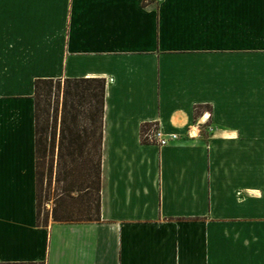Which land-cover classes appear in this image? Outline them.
<instances>
[{"label": "crops", "instance_id": "1", "mask_svg": "<svg viewBox=\"0 0 264 264\" xmlns=\"http://www.w3.org/2000/svg\"><path fill=\"white\" fill-rule=\"evenodd\" d=\"M79 77L99 219L37 226L33 81ZM0 264H264V0H0Z\"/></svg>", "mask_w": 264, "mask_h": 264}, {"label": "trees", "instance_id": "2", "mask_svg": "<svg viewBox=\"0 0 264 264\" xmlns=\"http://www.w3.org/2000/svg\"><path fill=\"white\" fill-rule=\"evenodd\" d=\"M103 78L33 81L35 223L96 221L100 215ZM156 122L140 127V140ZM54 184L50 212L40 219L42 182ZM49 192L47 200L50 199Z\"/></svg>", "mask_w": 264, "mask_h": 264}, {"label": "built area", "instance_id": "3", "mask_svg": "<svg viewBox=\"0 0 264 264\" xmlns=\"http://www.w3.org/2000/svg\"><path fill=\"white\" fill-rule=\"evenodd\" d=\"M192 130H188L186 132L187 136H191ZM147 140L151 143L156 144L157 146H164L168 144L170 141L177 140L180 137V134L178 133H162L160 129L153 125L150 130L145 134Z\"/></svg>", "mask_w": 264, "mask_h": 264}, {"label": "rangeland", "instance_id": "4", "mask_svg": "<svg viewBox=\"0 0 264 264\" xmlns=\"http://www.w3.org/2000/svg\"><path fill=\"white\" fill-rule=\"evenodd\" d=\"M42 190H41V205H40V219H43L47 213L50 212L51 206H52V199L50 194L52 193L54 184L47 185L46 178H44L42 182ZM48 192L50 199L47 200ZM50 216H48L49 218ZM48 220V219H47Z\"/></svg>", "mask_w": 264, "mask_h": 264}]
</instances>
